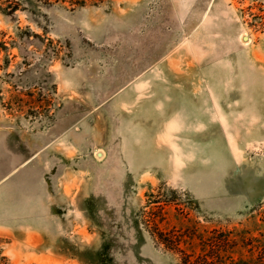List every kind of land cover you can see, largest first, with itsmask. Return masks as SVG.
Listing matches in <instances>:
<instances>
[{"label": "rangeland", "instance_id": "1", "mask_svg": "<svg viewBox=\"0 0 264 264\" xmlns=\"http://www.w3.org/2000/svg\"><path fill=\"white\" fill-rule=\"evenodd\" d=\"M0 40V264L253 259L264 0H0Z\"/></svg>", "mask_w": 264, "mask_h": 264}, {"label": "trees", "instance_id": "2", "mask_svg": "<svg viewBox=\"0 0 264 264\" xmlns=\"http://www.w3.org/2000/svg\"><path fill=\"white\" fill-rule=\"evenodd\" d=\"M8 49L9 48H8L7 41L0 40V52L2 50H8ZM6 62L8 63V61H6ZM23 63L27 64V65H30V63H26V61H23ZM0 68H2V67L0 66ZM20 76H22V75H20ZM19 78L22 79V77H19ZM22 82L23 83H28L27 81H25V79ZM15 83H18V82H15ZM33 103H30V104H33ZM28 106H29L30 109H32L33 112L35 111V109H38V108L42 109L43 108L42 105H37L35 103L32 106L31 105H28ZM38 112H40V111H38ZM161 238H162V236H161ZM162 240H163V243L167 244L166 240H164V239H162ZM239 240L241 241L240 243H242L240 245L241 248L247 249L248 252H250V254L253 256V259L244 260V259H242V255H239V257H237V259H235L233 264H264V237L262 239H260V242L258 244L252 243L253 242L252 241V237H251V239H250V237H243V239H238V241ZM249 240H251L252 242H249ZM173 248L174 247H172V249ZM239 254H241L240 251H239ZM213 258H215V256H213ZM197 262L198 261L194 262V264H196ZM198 263L199 264H204V263H200V262H198ZM205 264H211V263H205Z\"/></svg>", "mask_w": 264, "mask_h": 264}, {"label": "water", "instance_id": "3", "mask_svg": "<svg viewBox=\"0 0 264 264\" xmlns=\"http://www.w3.org/2000/svg\"><path fill=\"white\" fill-rule=\"evenodd\" d=\"M99 155H100V153H99Z\"/></svg>", "mask_w": 264, "mask_h": 264}]
</instances>
